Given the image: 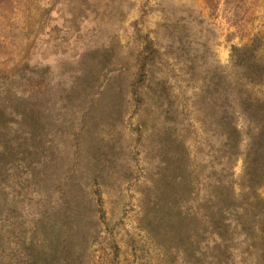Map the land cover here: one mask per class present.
Listing matches in <instances>:
<instances>
[{"label": "rangeland", "instance_id": "obj_1", "mask_svg": "<svg viewBox=\"0 0 264 264\" xmlns=\"http://www.w3.org/2000/svg\"><path fill=\"white\" fill-rule=\"evenodd\" d=\"M148 41L156 52L143 50ZM143 58L138 110L130 84ZM254 61L263 80L252 85L245 74ZM214 72L264 100V0H0V94L8 89L9 101L25 94L40 112L38 152L28 140L19 148L32 164L13 150L0 165V264H26V252L42 251L24 244L45 237L31 223L43 215L52 226L70 197L83 215L70 236L74 264H264V183L242 190L245 135L231 179L250 211L249 232L231 228L222 242L200 232L185 250L149 234L140 209L158 187L160 92L174 103L168 115L199 174L209 149L191 97ZM0 120L5 142L28 136L20 117ZM237 127L245 130L240 115ZM201 193L187 207L199 209ZM43 251L51 262L63 257L64 244Z\"/></svg>", "mask_w": 264, "mask_h": 264}, {"label": "trees", "instance_id": "obj_2", "mask_svg": "<svg viewBox=\"0 0 264 264\" xmlns=\"http://www.w3.org/2000/svg\"><path fill=\"white\" fill-rule=\"evenodd\" d=\"M152 44V41L146 42L143 50H150L149 54L156 52ZM147 60L138 67L137 76L130 84V94L134 102L139 104L138 110L143 106L145 97L142 88L148 76ZM261 66L258 61L247 64L245 76L251 80L250 84L255 85L263 80ZM214 73L207 83L194 89L191 97V106L197 114L196 123L204 133V147L209 149L199 174H195L197 171L193 169L194 159L184 139L176 133L175 120L172 117L174 103L160 99L164 97V92H160L156 106L161 108V123L155 130L159 164L156 179L158 187L153 186L151 191L145 193L148 202L143 201L140 208L149 234H155L161 239L167 236L177 245L191 251L200 232L208 233L218 242H222L231 228L244 234L250 230V211L240 205L242 194L235 193L231 179V168L243 135L247 142L243 155L242 190H252L264 183V100L253 98L243 85L236 82L221 83L220 77L225 79V75L218 76ZM105 90L100 92L101 98L106 95ZM7 91L0 94V117L4 114L16 115L23 124L30 125V128L26 131L28 136L22 134L15 136L11 142H5L4 132L7 130L5 122L0 120V165L4 166L2 160L14 151L22 163L32 164V160L19 148L26 147L28 140V149L32 153L38 152V138L34 132L40 125V112L27 106L28 99L24 98L25 94H21L19 98L17 94V98L9 101ZM172 105L173 111L168 115ZM239 115L245 121V130L237 127ZM31 119L32 124L29 122ZM94 174L100 175L97 172ZM200 192L201 207L197 210L187 207L194 203ZM70 199L62 200V213L52 226L44 222L43 215L31 223L33 231L45 237L36 240L33 235L27 243L24 242L32 248L42 249L37 253L33 250L26 252V264H74L72 251L68 249L72 242L70 236H73L72 228L82 221L83 215L76 198ZM182 209L189 211L184 212ZM56 241L64 244L63 257H51V262L42 259L47 256L43 249Z\"/></svg>", "mask_w": 264, "mask_h": 264}]
</instances>
